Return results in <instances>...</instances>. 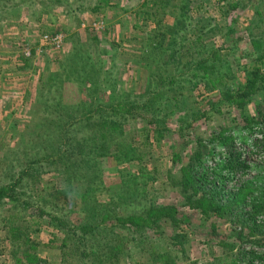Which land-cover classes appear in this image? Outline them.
<instances>
[{"label": "rangeland", "instance_id": "374dc122", "mask_svg": "<svg viewBox=\"0 0 264 264\" xmlns=\"http://www.w3.org/2000/svg\"><path fill=\"white\" fill-rule=\"evenodd\" d=\"M263 18L264 0H0V189L17 184L20 195L0 201V264H66L68 239L98 260L99 247L70 230L99 218L101 208L93 219L83 210L96 200L120 220L165 205L188 218L133 230L128 249L103 264H157L159 252L177 264H264V244L251 243L264 239V150L254 145L264 134V57L254 43L264 48ZM179 22L167 48L173 35H156ZM199 26L209 34L192 48ZM44 35L58 39L47 43ZM159 43L165 53L156 52ZM201 60L206 73L190 65ZM247 76L254 84L242 109L231 96ZM100 98L106 110L97 108ZM126 99L136 103L134 115L119 107ZM230 135L250 166L245 175L220 166L227 150L219 138ZM202 154L205 169L194 177ZM134 156L141 161H129ZM28 160L39 161L37 178L19 182ZM80 160L94 167L69 180L64 170ZM246 188L253 195L239 204ZM209 195L223 214L204 211ZM38 209L55 222L38 219ZM118 233L128 231L109 230ZM173 236H185L184 251Z\"/></svg>", "mask_w": 264, "mask_h": 264}, {"label": "trees", "instance_id": "16d2710c", "mask_svg": "<svg viewBox=\"0 0 264 264\" xmlns=\"http://www.w3.org/2000/svg\"><path fill=\"white\" fill-rule=\"evenodd\" d=\"M261 2L258 3V5H260ZM167 2H160V8L164 11V9L167 8ZM231 7V5L229 6V8ZM260 7V6H258ZM100 9V6H97L96 11H98ZM44 13H42L43 15ZM259 14V11L257 10V15ZM264 21V18L262 19V22ZM180 25L176 24L174 27V30H172V28L167 29L166 32L164 34H158L156 35V37H161L162 39H165L166 36H168V34L173 35L172 36V43L169 44V46L167 48H172L174 49V46L176 44V38L179 35V30H176L177 28L181 27V25H183V22H179ZM197 25H201L200 20L197 21ZM197 30L199 31V33L197 32V39L195 42L192 43V48H195L194 46H199V44H202V41H199L200 38H203L204 36L206 37L209 33L204 32V27L203 29L199 26V28L197 27ZM53 37L54 35H50V37ZM255 45L258 47V52L261 54V57H264V48L263 45L259 42H254ZM160 51L161 53H165L167 50L164 49V47L161 45V43H159V49L158 46L156 47V52ZM171 56H174V52L172 50V54ZM187 55H181V57H184ZM180 61V60H179ZM179 61L177 63H179ZM192 64V66H194V69L198 70L199 68H203L204 72H208V68L205 66V61L201 60L200 62H196V63H190V65ZM193 70V69H192ZM259 72V71H258ZM208 74L204 75L205 77ZM263 77V74L260 73H255L254 76L256 79H261V76ZM197 77V76H195ZM248 77V76H247ZM194 78V76L192 77ZM176 79L172 78L170 85L174 86L176 84ZM207 84V83H206ZM211 84V83H210ZM215 83H213L214 85ZM253 81L251 80V76L248 77L247 79V86L243 89L240 90L236 95H232L231 98L233 100H235L237 102V104L239 105V107H241L243 109V107L245 106L246 101L249 99L250 97V93L252 91V87H253ZM208 85V84H207ZM100 101V102H99ZM126 102H121L119 104V107L123 108L125 112L128 113V115H134L133 111L136 107V103L132 102V101H128V99L125 100ZM173 101L175 103V101L173 100V98L170 99V102ZM98 109L99 111L101 110H106L104 109V106L102 104L105 103V99L104 98H100L98 100ZM176 104V103H175ZM178 107V105L176 106ZM121 108H119V110H121ZM97 111L96 114L99 112ZM99 116V119H101L102 121H108L109 118H111V114L110 115H104L103 113H101ZM105 116V117H104ZM84 121V120H83ZM99 120H97V122L95 124H98ZM264 124V122H263ZM247 130L249 131V135L250 137H253V131H252V125L251 124H247L246 125ZM103 129H106L104 127H101ZM100 128V129H101ZM246 129V128H245ZM236 138L232 135L230 136H222L219 138L220 141V146H222L221 148H225L227 150L226 156H220V158H222L221 162H219L221 165V167L223 169H229L231 174H236L237 172H241L242 174H246L248 170H250V166L248 165V163L244 160V158H242L244 155L242 154V152L239 150L238 145H236ZM256 142L254 143L255 146L257 147H261V150H264V134L263 137L261 139H256ZM203 140H199V143L202 144ZM245 142V141H244ZM101 143H104V141H101ZM103 145H100V149ZM119 150H117L116 152L118 153ZM126 151V150H125ZM134 151V150H132ZM129 152V151H126ZM211 155V152H209ZM106 156V154L101 153V156ZM222 155V154H221ZM135 157V156H134ZM50 158L55 161V158L53 156H50ZM79 158V157H78ZM78 158H72L71 161H78ZM111 158V156L109 157ZM204 154H202V160L201 158H199L197 161L194 162V167L193 170L196 172V174H193V176L195 177V175H198L197 172L199 171V169H205V165H204ZM224 158V159H223ZM226 158V159H225ZM129 161H141L137 156L135 157V160H132V158H128ZM39 161H35V160H28L24 166H22V171L19 177V182H23L26 178H31V179H36V176H33V172H34V168L36 167V165L38 164ZM200 162V163H199ZM59 165H65L66 166V162H57ZM199 163V164H198ZM52 163H49V165H51ZM86 165L85 167L82 164V160H80V162H74L73 164H70L68 167H66V169L64 170V176L67 177L69 180L74 178L75 180L77 179V177L83 175V176H88L90 174V169L93 168L94 166H89ZM69 168V169H68ZM198 168V169H197ZM193 173V172H192ZM229 173V174H230ZM68 179H66L67 181H69ZM27 179V183H28ZM17 188V184H13L11 185L9 188H1L0 189V201L2 199H9L11 201H18L20 199V195L18 194V192L16 191ZM215 190H218L215 188ZM251 190L249 188L244 189L241 192V195L239 196V198H237V202L240 204L241 202H243L244 200L247 199V197H251ZM253 195V194H252ZM97 201V200H96ZM94 202V206H93V210L92 208H90L89 205H87V203H85V207L83 208V210H85V212L87 213V218H91L93 219L95 216L94 213H96L97 211L94 212V209H100L101 208V213L99 214V218H96L94 222H92L93 220H89L85 223H83L82 225H80L79 227L77 226L76 228L70 229L71 230V235L72 237H77V238H82L85 241L88 240H92L91 248L92 249H96L99 247L98 251L97 250H93V255H96L98 257V260L94 257L91 256V254H89V249H84L82 251V253L79 252V250L81 249V245L78 242V239H74L75 243H74V247L69 243V241L71 239L66 240V244H64V247L68 248L69 250L67 252L64 253V256L68 258L66 264H71V261H75L76 258L78 259V261H81V264H95V263H105V262H111V259H114L116 257H119L120 254L128 249V245L130 243H132L130 241V237L132 234H134L135 232L138 233V231L142 230L144 232H148V230H154L153 225H156L157 223H159L160 220L162 219H171V221L173 222H178V223H183L184 221L187 222L188 218L181 212L178 211L177 207L174 205H165L163 208H161L160 210H155V211H150L149 212V216L146 217H140L139 214H133L132 217H129L127 219L124 220H120L118 218V214L116 212H113V209H109L105 203H97ZM204 201L208 206L204 209L205 212H212V213H217V214H223V208H221L219 205H216V200L215 198H211L210 195L207 196ZM258 207H256V210L259 209V205H257ZM262 208H264V202L262 203ZM36 211V215L37 217H39L38 219H45L48 218L49 220H53L55 222V218L52 217L50 214H47L44 210L42 209H38V210H34ZM98 213V212H97ZM89 215V216H88ZM129 219V220H128ZM128 220V221H127ZM6 222H8V220H5ZM12 225L15 226V223L12 221L10 222ZM61 223V222H58ZM118 224V225H116ZM128 224H131L129 226H127ZM242 224H244V222H242ZM14 226L12 227V231H17L16 234L18 235V237L23 236V232H20V229L17 230V228H14ZM64 226V225H63ZM63 226H59V227H63ZM114 226H118L120 228H123L125 230L128 231V234L124 235L121 233L118 234H114L113 236H111L109 234V230H111L112 227ZM135 230V232L133 231ZM133 232V233H132ZM82 234V236H80ZM165 238H167V236H165ZM264 238V237H263ZM19 239V238H17ZM95 239V240H93ZM185 236H173L170 241L171 244L174 247H179L180 250L184 251V240ZM73 241V240H72ZM119 243V244H118ZM253 244H256L257 246L261 245L262 243L264 244V239H260L258 242H251ZM86 245V244H85ZM33 256L32 254H28V260L29 261H34L37 262L35 257H31ZM115 256V257H113ZM154 256V255H153ZM80 257V258H79ZM70 258V259H69ZM154 262H156L157 264H177L175 258L172 256V254L170 252H167L165 254L162 253H158L156 254V256H154L153 258Z\"/></svg>", "mask_w": 264, "mask_h": 264}, {"label": "built area", "instance_id": "2783aa9c", "mask_svg": "<svg viewBox=\"0 0 264 264\" xmlns=\"http://www.w3.org/2000/svg\"><path fill=\"white\" fill-rule=\"evenodd\" d=\"M42 39H43V41H45V42L48 43V42H56L55 39H58V38H55V39H54V38H52V37H50V36H45V35H44Z\"/></svg>", "mask_w": 264, "mask_h": 264}]
</instances>
